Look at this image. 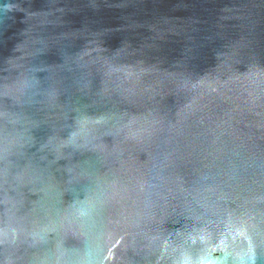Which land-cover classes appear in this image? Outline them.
Returning <instances> with one entry per match:
<instances>
[{
  "label": "water",
  "instance_id": "95a60500",
  "mask_svg": "<svg viewBox=\"0 0 264 264\" xmlns=\"http://www.w3.org/2000/svg\"><path fill=\"white\" fill-rule=\"evenodd\" d=\"M0 264H264V0H0Z\"/></svg>",
  "mask_w": 264,
  "mask_h": 264
}]
</instances>
